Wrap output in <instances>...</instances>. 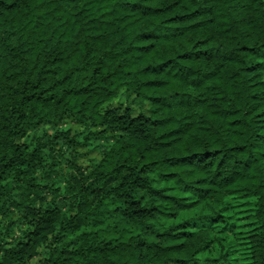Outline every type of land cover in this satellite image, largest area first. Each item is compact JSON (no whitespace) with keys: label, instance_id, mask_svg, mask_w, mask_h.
Listing matches in <instances>:
<instances>
[{"label":"trees","instance_id":"16d2710c","mask_svg":"<svg viewBox=\"0 0 264 264\" xmlns=\"http://www.w3.org/2000/svg\"><path fill=\"white\" fill-rule=\"evenodd\" d=\"M227 197L264 264V0H0V264H230Z\"/></svg>","mask_w":264,"mask_h":264},{"label":"rangeland","instance_id":"374dc122","mask_svg":"<svg viewBox=\"0 0 264 264\" xmlns=\"http://www.w3.org/2000/svg\"><path fill=\"white\" fill-rule=\"evenodd\" d=\"M55 145V150L57 149ZM65 150V149H64ZM57 151V150H56ZM57 153L54 150H46V153ZM66 153V150L65 152ZM94 156L87 155L86 158H82L81 165L87 167L89 158ZM63 165H59L62 167ZM58 170L60 171V168ZM116 182V181H114ZM113 181H110L108 185H113ZM107 184V183H106ZM253 200L245 198L227 197L226 207L224 208V222L220 221L217 225L220 228L213 227V244L208 246V251L211 255H216L218 252L225 253L230 259V264H249L248 251L246 244V237L248 231L252 225V212ZM203 225V224H202ZM214 224H205L203 226L210 227ZM13 235H7L5 238L6 245L9 246L12 243L13 238L17 237L18 231L13 229ZM37 258H32L28 264H35Z\"/></svg>","mask_w":264,"mask_h":264}]
</instances>
